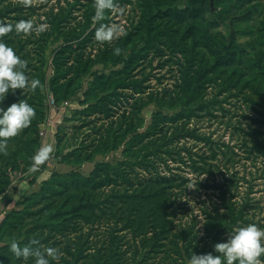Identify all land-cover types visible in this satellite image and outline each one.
I'll use <instances>...</instances> for the list:
<instances>
[{"label":"rangeland","instance_id":"rangeland-1","mask_svg":"<svg viewBox=\"0 0 264 264\" xmlns=\"http://www.w3.org/2000/svg\"><path fill=\"white\" fill-rule=\"evenodd\" d=\"M7 1L16 4L15 0ZM19 4L20 18L8 21L11 29L22 19L31 21V26L16 35L11 29L3 35L20 48L17 54L27 61L29 79L39 78L40 84L35 90L26 89L27 93L32 91L31 97L26 98L25 92L10 98L14 102L24 96L41 121L38 125L31 122L7 138V151H0V248L5 247L0 250V264H34V257L15 255L12 240L19 241L21 247L33 239L57 247L60 256L50 258V264H93L96 255L107 254L112 239L122 251L133 243L115 220L104 217L103 202L112 182L100 181L106 178L101 165L122 160L125 144L106 152L94 151V137H100L102 124L97 88L112 72L121 70L130 56L136 57L134 80L142 81L144 73L147 76L143 83L147 94L173 88L181 68L210 70L203 81L199 80L202 93L187 99L178 120L185 121L186 127L198 128V136L211 137L219 161H209L211 170L195 171L186 164V150L202 155L207 146L204 141L183 137L186 148L173 154L177 159L165 169L173 179L168 184L169 193L183 190L182 202L175 199L178 202L172 208L176 224H191L202 214L204 202L214 208L213 203L216 207L225 198L235 204L244 224L264 228V0H114L115 7L105 9L102 19H94L96 0H21ZM167 11H176L172 23L164 15ZM101 23L124 29L110 41L93 39L111 52L122 45L119 54L115 53L119 56L100 61L95 51L89 50L84 60L90 57L96 62L91 61L79 74L76 71V82L67 91H54L56 63L62 55L66 58L70 52L78 53L62 49L82 42L93 30L96 33ZM166 24L168 31L164 30ZM53 26L58 31L49 35ZM142 53L153 63L141 60ZM57 93L67 96L56 97ZM88 108L96 114L79 115ZM180 111L151 103L141 113L140 130L146 131L160 113L172 116ZM45 145H51L52 151L36 165L33 156ZM77 202L91 208L81 210ZM157 233L144 237V253L165 243ZM203 235L199 231L197 241L201 244ZM157 253L149 255L151 259L145 264L158 261Z\"/></svg>","mask_w":264,"mask_h":264},{"label":"trees","instance_id":"trees-1","mask_svg":"<svg viewBox=\"0 0 264 264\" xmlns=\"http://www.w3.org/2000/svg\"><path fill=\"white\" fill-rule=\"evenodd\" d=\"M20 1L15 0L16 4H14L7 0H0V25H10L8 23L9 20H18L20 18ZM148 9L150 10V5ZM173 13H176V11L164 13L171 23L173 22L172 17H175ZM169 28L170 26H167V24L164 25L165 31H168ZM56 31H58V27L53 26L49 35L54 34ZM10 32L17 34L15 29H11ZM3 33H0V40L11 45L15 52L18 53L20 48L15 43H12V39H6L8 37L3 35ZM71 33L73 35V32ZM69 34V32L66 33V35ZM174 34L178 35L176 32ZM168 36L171 35L168 34ZM94 37L95 33L93 30L85 36L82 42H78L76 45L68 44L62 49L65 52L74 49L78 53L70 52L66 58L64 57L65 55H62L60 61L56 63L57 77L53 81L54 91H67L76 82V71L79 74L83 68L89 67L91 61L96 62L94 61L95 58L91 59L90 57L84 60V57L89 54V50H94L95 56H99L100 61L105 58V61H109L119 56L115 54V51L111 52L98 46L96 42H93ZM170 38L173 39L172 37ZM69 39L71 40V38ZM122 47L120 45L118 48ZM141 55V60L144 59L153 63V60L149 59L148 54L142 53ZM79 57L81 60H78L80 59ZM135 62L136 57L130 56L121 70L112 72L106 82L100 83V88H97V93L101 95L100 121H102V124L99 129L100 137H94L97 140L94 151L106 152L117 149L121 144H125V156L122 160L114 165L109 163L101 165L104 167L106 178L104 180L100 179V181L103 183L112 182V188L105 194V201L103 202L106 210L104 217L108 220H115L118 225L130 234L133 243H130L122 251L118 248L117 240L112 239L106 251L107 254L103 255V253H100V256L96 255V262H93V264H145L151 259L149 255H156L157 249H162L160 251L161 255H158L160 254L158 252L157 256H155V258L158 257V261L152 264H186L194 252H214V244L217 241L227 239L225 235L229 234L234 227L244 224L235 208V204L225 198L221 199V204L216 207L215 203H213L214 208L204 202L205 207L202 210V214L195 217L191 224H176L175 212H172V208H174L176 203L178 201L182 202L183 190L177 191L178 193L176 194L175 190L169 193L171 187L169 188L168 184L173 182V179L171 175H167L165 169L170 168V164L174 163L173 160L177 159L173 154L186 148V144L181 141L183 137H192L195 140L197 139V141H204L207 146V150L203 151L202 155H199L198 151H190L189 148L186 150L189 156V162H186V164L192 166L195 171L203 168L211 170L212 164L209 161H219L216 142L211 137L202 138L198 136V128L194 126L186 127L184 125L185 121L178 120L182 109L184 110V107L189 102L187 99L202 93V86L199 80L203 81L210 70L204 69L203 66L202 71L198 70L196 72L181 68V74L179 77H175L177 83L173 88H162L147 94L143 86L147 78L146 74H143L144 78L142 81L134 80ZM206 62L208 64V60ZM218 63L224 62L222 59H218ZM206 64L203 63V65ZM26 67L23 70L29 75ZM211 68L213 69L214 67L212 66ZM132 82H135V85ZM26 89L17 88L14 91H9L2 101L3 106L12 103L13 100L10 98L12 94L16 96L24 94ZM61 94L62 96H67V93H57L55 95L56 97H61ZM31 95L32 91L25 93L26 98L31 97ZM262 96L264 97V92ZM129 97L133 99L132 102H130ZM151 103H156L159 107L164 108L170 105L171 108H180L181 111L172 116L160 113L152 119L146 131H141L140 128L143 125L141 113ZM92 107L94 109L98 108L97 106ZM86 113L87 115L96 114L95 110L88 108L81 111L79 115ZM40 121L41 116L35 115L31 122L33 125H38ZM205 187L208 188L207 185ZM175 199H178V201ZM168 204L170 205V211H167ZM76 205L81 207V210H89L91 208L83 207L81 202H77ZM199 224L201 226L198 228ZM156 231H158V236L162 235L165 243H160L151 251L144 253L146 245H141V242L150 232ZM199 231L204 234L203 238H201L204 240L203 244L197 241L200 239ZM118 237L121 239L120 236ZM2 238L3 234L0 230V240ZM3 248L5 247H1L0 250H3ZM129 255L132 256L128 257ZM11 264L19 263L12 262Z\"/></svg>","mask_w":264,"mask_h":264},{"label":"clouds","instance_id":"clouds-1","mask_svg":"<svg viewBox=\"0 0 264 264\" xmlns=\"http://www.w3.org/2000/svg\"><path fill=\"white\" fill-rule=\"evenodd\" d=\"M115 7L114 0H96V13L94 19H102L105 9ZM31 21L20 20L16 23L17 32L27 31ZM10 25H0V33L11 29ZM124 29L115 24L101 23L95 33L99 41L112 40L119 36ZM114 51L119 54L120 48ZM27 61L22 59L13 47L0 40V151H7L9 137L16 136L23 128L27 127L36 113L35 107L26 99H19L7 107L2 101L9 91L15 89L35 88L40 84L39 78L29 79L23 69ZM52 151L51 145L41 146L34 154L36 165L48 158ZM35 166V165H34ZM32 245H37L33 247ZM11 250L17 257L25 259L34 257V264H50V258L58 259L60 250L55 246H44L36 239L21 247L19 241L12 240ZM215 251L205 253L194 252L189 258L188 264H264L261 259L264 254V228L256 223L241 224L234 227L227 237L214 244ZM219 253V254H217Z\"/></svg>","mask_w":264,"mask_h":264},{"label":"water","instance_id":"water-1","mask_svg":"<svg viewBox=\"0 0 264 264\" xmlns=\"http://www.w3.org/2000/svg\"><path fill=\"white\" fill-rule=\"evenodd\" d=\"M212 1V3H213V0H211Z\"/></svg>","mask_w":264,"mask_h":264}]
</instances>
